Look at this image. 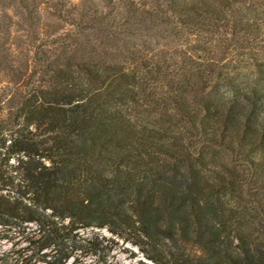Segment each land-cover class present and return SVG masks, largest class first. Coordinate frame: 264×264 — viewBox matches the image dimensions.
<instances>
[{"label":"trees","instance_id":"1","mask_svg":"<svg viewBox=\"0 0 264 264\" xmlns=\"http://www.w3.org/2000/svg\"><path fill=\"white\" fill-rule=\"evenodd\" d=\"M99 3L0 0V226L36 225L20 264L106 261L86 227L155 264H264V0Z\"/></svg>","mask_w":264,"mask_h":264},{"label":"rangeland","instance_id":"2","mask_svg":"<svg viewBox=\"0 0 264 264\" xmlns=\"http://www.w3.org/2000/svg\"><path fill=\"white\" fill-rule=\"evenodd\" d=\"M72 1L78 2L79 0ZM95 1L98 4L101 2V0ZM35 228L36 225L34 223H27L16 229L0 226V262H4L5 264L18 262L20 264L22 257L30 255L24 239ZM77 231L81 239L89 238L93 235H98L100 239L102 237L110 239L109 244L112 246V249L104 257L106 261L102 260L98 255L79 251L66 264H155L143 255L137 245L116 237L106 227H86L79 228ZM32 264L44 263L33 260Z\"/></svg>","mask_w":264,"mask_h":264}]
</instances>
